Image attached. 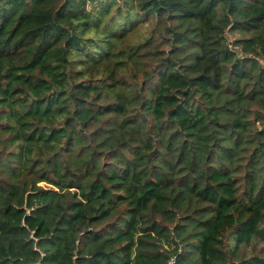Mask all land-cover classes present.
<instances>
[{"label":"trees","instance_id":"obj_1","mask_svg":"<svg viewBox=\"0 0 264 264\" xmlns=\"http://www.w3.org/2000/svg\"><path fill=\"white\" fill-rule=\"evenodd\" d=\"M173 258L264 264V0H0V264Z\"/></svg>","mask_w":264,"mask_h":264},{"label":"rangeland","instance_id":"obj_2","mask_svg":"<svg viewBox=\"0 0 264 264\" xmlns=\"http://www.w3.org/2000/svg\"><path fill=\"white\" fill-rule=\"evenodd\" d=\"M230 39L233 41V39H234V36H233V35H230Z\"/></svg>","mask_w":264,"mask_h":264},{"label":"built area","instance_id":"obj_3","mask_svg":"<svg viewBox=\"0 0 264 264\" xmlns=\"http://www.w3.org/2000/svg\"><path fill=\"white\" fill-rule=\"evenodd\" d=\"M175 262V258L172 259L171 263L173 264Z\"/></svg>","mask_w":264,"mask_h":264}]
</instances>
